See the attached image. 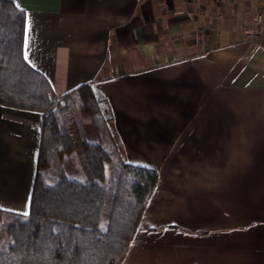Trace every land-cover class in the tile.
Segmentation results:
<instances>
[{"label":"crops","instance_id":"crops-1","mask_svg":"<svg viewBox=\"0 0 264 264\" xmlns=\"http://www.w3.org/2000/svg\"><path fill=\"white\" fill-rule=\"evenodd\" d=\"M59 99L108 100L127 161L158 180L120 264H264L260 0H13ZM42 113L0 104V209L27 214Z\"/></svg>","mask_w":264,"mask_h":264},{"label":"trees","instance_id":"trees-1","mask_svg":"<svg viewBox=\"0 0 264 264\" xmlns=\"http://www.w3.org/2000/svg\"><path fill=\"white\" fill-rule=\"evenodd\" d=\"M25 23L23 9L0 0V104L42 113L29 212L0 209V264H120L158 171L126 160L108 100L93 85L58 98L25 58ZM72 155L85 180L66 175Z\"/></svg>","mask_w":264,"mask_h":264},{"label":"rangeland","instance_id":"rangeland-1","mask_svg":"<svg viewBox=\"0 0 264 264\" xmlns=\"http://www.w3.org/2000/svg\"><path fill=\"white\" fill-rule=\"evenodd\" d=\"M82 122H83V126H84L88 140L94 141L96 137L91 127L90 121L82 117ZM64 166H65L66 175L68 177L77 179V180H85L84 170L81 167L80 162L76 156L72 155L66 158V160L64 161Z\"/></svg>","mask_w":264,"mask_h":264},{"label":"built area","instance_id":"built-area-1","mask_svg":"<svg viewBox=\"0 0 264 264\" xmlns=\"http://www.w3.org/2000/svg\"><path fill=\"white\" fill-rule=\"evenodd\" d=\"M251 21L254 25L253 36L264 38V0H260V5L252 14Z\"/></svg>","mask_w":264,"mask_h":264}]
</instances>
